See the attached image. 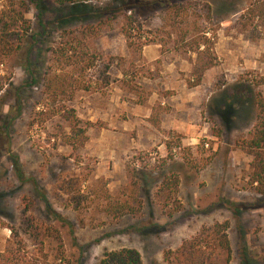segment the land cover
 <instances>
[{
  "label": "rangeland",
  "instance_id": "rangeland-1",
  "mask_svg": "<svg viewBox=\"0 0 264 264\" xmlns=\"http://www.w3.org/2000/svg\"><path fill=\"white\" fill-rule=\"evenodd\" d=\"M17 1L0 0V11ZM39 2L48 33L39 72L50 71L47 85L19 88L28 81L23 29L16 25L0 38V116L11 111L17 88L22 104L8 153L0 141V251L12 227L32 264H92L103 251L122 248L135 250L141 264H165V251L226 222L229 264H264V196L248 184L250 156L235 147L254 122V92L264 98V85L256 86L264 75V0H202L211 11L217 65L199 89L185 85L193 56L180 50L154 58L160 49L152 41L164 38L157 13L122 11L132 23L127 48L121 16L83 35L98 19L65 22L68 6ZM24 18L38 31L32 6ZM172 107L180 133L159 127ZM70 109L79 122L73 131L61 117ZM121 201L129 213L103 212ZM49 210L70 225L75 245Z\"/></svg>",
  "mask_w": 264,
  "mask_h": 264
},
{
  "label": "trees",
  "instance_id": "trees-1",
  "mask_svg": "<svg viewBox=\"0 0 264 264\" xmlns=\"http://www.w3.org/2000/svg\"><path fill=\"white\" fill-rule=\"evenodd\" d=\"M99 0H52L58 7L68 6V15L65 22L71 20L84 21L87 19H98L94 28L86 26L80 30L79 34L84 32L94 31L104 28L109 25L117 17L121 16L123 22L118 28L120 34L124 38L126 47L130 48L133 44L130 40L128 27H130L131 16H142L151 13V17L157 13L159 19V35H164L156 41H152L159 46V53L165 54L170 51H180L193 56L191 62V70L189 78L185 80L187 88H194L199 85L204 72L217 65V58L212 51L215 44V30L212 29L211 11L207 4L202 0H111L99 8H93L90 3L98 2ZM161 4L165 6L156 11ZM34 10V19L38 31L32 32L28 20L24 18L29 7ZM128 11L130 17L125 16L122 11ZM248 21L250 22L253 13L249 11ZM243 15L239 19H243ZM23 29L24 41L21 49L24 54L23 71L25 72L28 81L23 83L19 88L26 87L31 89L38 85L40 81L47 82L46 76H49V70L41 74L39 62L41 39L47 33V26L42 20V7L39 0H21L13 2L8 8L0 11V38L3 34L9 33L11 28L17 26ZM162 33V34H161ZM73 34V33H72ZM71 33L64 32L66 37H73ZM162 35V36H163ZM173 37V38H171ZM171 43V48L165 49L166 43ZM140 45L135 46V50ZM36 49L38 55L34 56V61H31L33 50ZM58 76H52L51 79H57ZM264 85V75L259 76L256 86ZM17 88L13 97V105L11 111L0 116V141L3 142V148L8 153L9 135L14 121H16L22 110L20 100V89ZM47 88V86H46ZM1 90V87H0ZM49 91V88H48ZM55 95L58 91L51 90ZM253 106L255 110L254 122L251 128L245 135L235 143V147L243 154L250 156L251 161L248 164V184L253 188V191L264 196V98L259 92L253 94ZM61 114L62 119L68 123L69 130L74 129L79 123L74 116L73 111L66 110ZM80 138L84 140L82 136ZM142 175V174H141ZM17 177H20L17 173ZM132 177V173L130 175ZM135 185V183H133ZM167 182H161L159 189H167ZM140 189V186L138 187ZM74 208L80 204V198L76 196L71 198ZM45 207L48 209V204L43 200ZM126 201L120 203H107L103 207V212L109 213L112 216L124 215L129 213L127 210ZM52 217L67 224L63 218L56 214L53 210H49ZM69 235L74 242L75 238L72 235V229L67 224ZM9 237L4 241L3 249L0 251V264H32L30 258L25 253V245L21 241L19 235L12 227H7ZM227 224L214 223L208 227H202L195 237L190 240H185L173 251H165L162 259L165 264H229L230 248L226 236ZM92 264H141L138 253L133 249H118L113 251H103Z\"/></svg>",
  "mask_w": 264,
  "mask_h": 264
},
{
  "label": "crops",
  "instance_id": "crops-1",
  "mask_svg": "<svg viewBox=\"0 0 264 264\" xmlns=\"http://www.w3.org/2000/svg\"><path fill=\"white\" fill-rule=\"evenodd\" d=\"M164 55V54H163ZM160 56V54L157 52V56L156 57H154V58H157V57H159ZM166 67H170L171 66V63H167L166 65H165ZM211 71H212V69L210 68V69H208V70H206L205 72H204V74H203V76H202V78H201V81H200V83H199V85L198 86H196V87H194V88H196V89H199V87H204L205 85H209V83H210V81L212 80L210 77H211ZM167 81H168V83H176L175 81H174V79L173 80H168L167 79ZM194 104H192V106H193ZM177 110H178V108H176V107H172L169 111H168V113H163L161 116H160V121H159V127L160 128H162V129H164V130H171V131H175V132H177V133H180V131L182 130V124H180L179 125V123L180 122H178V121H176L174 118H172V116L171 115H175L176 114V112H177ZM179 111H183V110H180L179 109ZM181 113V112H180Z\"/></svg>",
  "mask_w": 264,
  "mask_h": 264
}]
</instances>
